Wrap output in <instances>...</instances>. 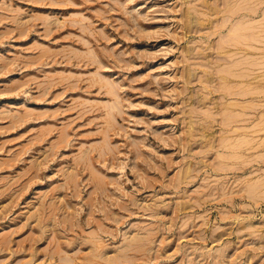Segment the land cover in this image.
Wrapping results in <instances>:
<instances>
[{"label":"rangeland","instance_id":"rangeland-1","mask_svg":"<svg viewBox=\"0 0 264 264\" xmlns=\"http://www.w3.org/2000/svg\"><path fill=\"white\" fill-rule=\"evenodd\" d=\"M0 264H264V0H0Z\"/></svg>","mask_w":264,"mask_h":264},{"label":"bare ground","instance_id":"bare-ground-1","mask_svg":"<svg viewBox=\"0 0 264 264\" xmlns=\"http://www.w3.org/2000/svg\"><path fill=\"white\" fill-rule=\"evenodd\" d=\"M232 33H234V29H233ZM226 71H228V70H226ZM97 80H98V82H100L102 85H104L106 87V89L108 90L109 93L115 95L114 88L107 81L100 79V78H97ZM229 118H230V114H227L226 119H229Z\"/></svg>","mask_w":264,"mask_h":264}]
</instances>
